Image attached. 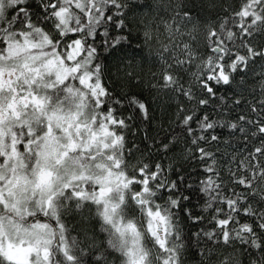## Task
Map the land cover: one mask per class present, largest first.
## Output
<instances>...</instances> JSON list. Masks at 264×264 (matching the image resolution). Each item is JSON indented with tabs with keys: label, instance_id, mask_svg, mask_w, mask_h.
<instances>
[{
	"label": "snow or ice",
	"instance_id": "6c2138e0",
	"mask_svg": "<svg viewBox=\"0 0 264 264\" xmlns=\"http://www.w3.org/2000/svg\"><path fill=\"white\" fill-rule=\"evenodd\" d=\"M0 264H264V0H0Z\"/></svg>",
	"mask_w": 264,
	"mask_h": 264
},
{
	"label": "trees",
	"instance_id": "16d2710c",
	"mask_svg": "<svg viewBox=\"0 0 264 264\" xmlns=\"http://www.w3.org/2000/svg\"><path fill=\"white\" fill-rule=\"evenodd\" d=\"M138 3H143V0H137ZM218 10V9H217ZM130 35L129 40L125 42L124 51L126 52V56L124 57L123 64L127 65L130 62L134 64L137 69V74L144 75L149 73L152 69L151 63L148 58V49L147 46L143 43V35L140 31L139 26H133L129 29ZM143 61V62H142ZM142 62V63H141ZM125 68H117L115 64L111 65L106 71L110 72L116 84L114 86H121L122 73L127 71ZM132 91L136 93H142L153 107V120L156 121L157 126L160 125L161 122L167 124L169 121V114L174 112L177 99L175 97L168 98L164 96H160L159 99H154L155 94L149 92L150 84L147 87L143 85L130 84L128 85ZM151 123V122H149ZM165 131L167 129H164ZM137 143H141V138L137 137ZM189 168L195 167V165L189 164ZM71 224L72 221H69Z\"/></svg>",
	"mask_w": 264,
	"mask_h": 264
}]
</instances>
